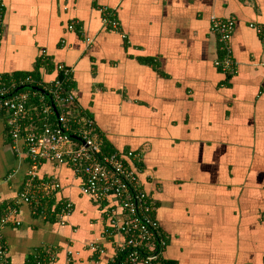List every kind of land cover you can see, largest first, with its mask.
Returning a JSON list of instances; mask_svg holds the SVG:
<instances>
[{
  "label": "crops",
  "instance_id": "obj_1",
  "mask_svg": "<svg viewBox=\"0 0 264 264\" xmlns=\"http://www.w3.org/2000/svg\"><path fill=\"white\" fill-rule=\"evenodd\" d=\"M0 1V73L34 72L43 51L73 66L78 106L109 146L143 154L168 243L162 261L264 264V39L251 27L264 24V0ZM213 15L236 21L231 78L214 63ZM41 71L46 81L57 74ZM17 145L0 111V216L30 164ZM39 175L60 181L57 200L74 210L63 224L20 204L4 227L10 264H114L123 239L110 225L114 206L84 195L69 164L44 161Z\"/></svg>",
  "mask_w": 264,
  "mask_h": 264
},
{
  "label": "built area",
  "instance_id": "obj_2",
  "mask_svg": "<svg viewBox=\"0 0 264 264\" xmlns=\"http://www.w3.org/2000/svg\"><path fill=\"white\" fill-rule=\"evenodd\" d=\"M4 6L5 3L0 1V42L5 28ZM99 10L106 27L111 30L119 28L112 10L106 6H100ZM211 20L218 48L223 53L214 63L225 74H235L238 62L231 39L236 21L216 15ZM251 27L264 39V24L252 23ZM86 42L90 45L93 39L86 37ZM42 60L45 63L51 60L45 51ZM55 69L61 76L49 81L43 77L34 78L31 74L15 77L0 73V111L6 116L13 142L16 146L22 144L30 162L15 203L0 216V264H10L4 227L9 218L18 213L20 204L29 205L39 216L54 215L63 224L74 210L71 199L57 200L62 188L60 181L39 175L44 161L69 164L79 177V189L84 195L100 204L114 206L110 208V225L123 237L118 241L114 264H155L162 259L168 243L154 214L152 196L142 178L143 154L133 150L106 151L102 136L94 130L92 118L77 109L75 68L60 62ZM32 85L46 92L33 89L41 93L33 95L38 97L36 103L31 101ZM145 177L152 180L153 174L147 173ZM49 204H53V211ZM90 248L104 252L95 243H91Z\"/></svg>",
  "mask_w": 264,
  "mask_h": 264
},
{
  "label": "trees",
  "instance_id": "obj_3",
  "mask_svg": "<svg viewBox=\"0 0 264 264\" xmlns=\"http://www.w3.org/2000/svg\"><path fill=\"white\" fill-rule=\"evenodd\" d=\"M253 28V27H252ZM253 29H255V28H253ZM256 30V29H255ZM257 32V31H256ZM220 52V56L218 57V58H220V57H222V55H223V53L221 52V51H219ZM42 57H43V54H42V56L40 57V62L38 63L39 65H38V68L34 71V72H28V73H20V74H12L13 76H15V77H19V76H23V75H27V74H31L34 78H42L43 77V73H42V71H41V68H44V69H47V70H49V67H52V68H54L55 69V67H56V64H53V62L50 60V61H48V63H45L43 60H42ZM50 57V56H49ZM235 57V56H234ZM219 69H220V67H218ZM221 70V69H220ZM222 71V70H221ZM223 72V71H222ZM9 75H11V74H5V76H9ZM227 75V77L228 78H231L232 77V75L233 74H226ZM60 77L61 76V74H59L58 72H57V74H56V76L55 77ZM32 86H34V85H32ZM32 86H30V87H32ZM32 89V88H31ZM30 93H31V95H32V98H31V101L33 102H37L38 101V97H34L33 95H40L41 93L40 92H38V91H35V90H31L30 91ZM33 98L35 99V100H33ZM33 102V103H34ZM77 109H79L80 110V108H79V106L77 105ZM83 114H85V115H87L85 112H83ZM94 130L95 131H98L99 133H100V131L96 128V126L94 125ZM101 136H103L102 134H100ZM102 145H103V148L106 150V151H114L115 149H113L112 147H110L109 146V143L102 137ZM49 206H50V209L53 211V204L51 205V204H49ZM52 206V207H51ZM153 206H154V203H153ZM49 209V210H50ZM51 220H54L55 221V216L54 215H52V217H51ZM155 264H176V263H173V262H171V261H166V260H163L162 261V259L161 260H159L158 262H156Z\"/></svg>",
  "mask_w": 264,
  "mask_h": 264
},
{
  "label": "water",
  "instance_id": "obj_4",
  "mask_svg": "<svg viewBox=\"0 0 264 264\" xmlns=\"http://www.w3.org/2000/svg\"><path fill=\"white\" fill-rule=\"evenodd\" d=\"M30 88L38 90V91H40L42 93H46L44 89H42L41 87H38V86L37 87L36 86H32ZM54 109H55V112H56V116L59 117V113H58V110H57L56 106H54Z\"/></svg>",
  "mask_w": 264,
  "mask_h": 264
}]
</instances>
